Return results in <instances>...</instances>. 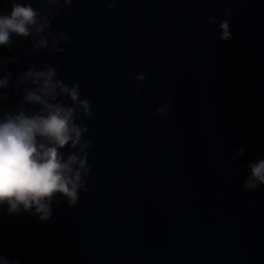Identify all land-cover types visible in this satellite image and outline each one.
Masks as SVG:
<instances>
[{
	"label": "water",
	"instance_id": "obj_1",
	"mask_svg": "<svg viewBox=\"0 0 264 264\" xmlns=\"http://www.w3.org/2000/svg\"><path fill=\"white\" fill-rule=\"evenodd\" d=\"M111 2L0 0V14L12 3L38 13L27 37L10 33L0 45V79H8L0 120L40 112L25 100L39 85L20 78L50 67L54 79L80 85L94 114L88 119L81 109L73 117L89 127L81 141L93 140L76 205L56 193L47 221L34 206L10 214L0 205V257L264 264V184L243 187L249 165L264 160V0H115L110 10ZM225 20L227 41L220 39ZM42 38L47 46L36 47ZM50 102L74 106L66 94ZM59 151L65 161L82 155L71 141Z\"/></svg>",
	"mask_w": 264,
	"mask_h": 264
},
{
	"label": "clouds",
	"instance_id": "obj_2",
	"mask_svg": "<svg viewBox=\"0 0 264 264\" xmlns=\"http://www.w3.org/2000/svg\"><path fill=\"white\" fill-rule=\"evenodd\" d=\"M49 2L58 3V0ZM71 3L72 0H65V6ZM114 5L115 0H112L108 8L111 10ZM37 15L30 4L12 3L9 14H0V45L9 43L10 33L27 37L30 34V27L37 24ZM227 15L231 16V12L229 11ZM45 27L47 23L36 27L35 31L40 33ZM219 28L222 30L221 40L227 41L232 38L227 20L221 22ZM55 44L54 39V49ZM46 46L47 41L42 38L36 47ZM56 76L55 67H50L46 71L34 72L29 69L25 72L21 80L31 78L33 84L39 85L36 90L27 91L25 100L39 104L40 112L31 115L25 114L24 111H19L16 115L6 112L4 118L0 120V205L7 203L10 214L21 211V205L25 211L34 206L35 213L41 221L51 218L50 204L56 193H62L67 197L69 206L76 205L77 189L84 187L85 184L81 170L87 176L91 169V166H85L88 153L84 152V149L93 146V140L88 138L81 141L82 134L88 133L89 127L85 123L77 124L73 119L74 114L81 109L84 117L94 119L90 101L79 98L81 88L78 83L69 88L60 79H54ZM136 79L144 81L146 77L139 75ZM7 84V78L0 79V87H6ZM61 94H66L74 106L50 102L56 101ZM134 95H139V89L134 91ZM167 107H171V102H168ZM157 112L166 115L167 108H159ZM70 141L71 148L79 145L82 155L70 154L65 161L59 149L64 148ZM240 152L242 153L243 149ZM77 163L79 167L74 169L73 165ZM249 167L251 175L243 187L245 190H255L258 184H264V160ZM84 190L89 191L88 188ZM0 264L19 262H10L7 258L0 257Z\"/></svg>",
	"mask_w": 264,
	"mask_h": 264
}]
</instances>
